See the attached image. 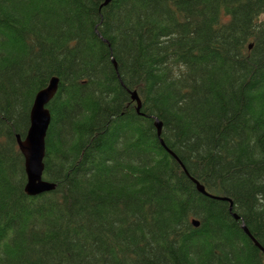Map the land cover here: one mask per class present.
Wrapping results in <instances>:
<instances>
[{
    "label": "trees",
    "instance_id": "obj_1",
    "mask_svg": "<svg viewBox=\"0 0 264 264\" xmlns=\"http://www.w3.org/2000/svg\"><path fill=\"white\" fill-rule=\"evenodd\" d=\"M256 242L264 0H0V264H264Z\"/></svg>",
    "mask_w": 264,
    "mask_h": 264
},
{
    "label": "water",
    "instance_id": "obj_2",
    "mask_svg": "<svg viewBox=\"0 0 264 264\" xmlns=\"http://www.w3.org/2000/svg\"><path fill=\"white\" fill-rule=\"evenodd\" d=\"M58 84V78H53L49 86L37 94L30 114V128L27 136L25 140H21L18 137L19 148L24 156L27 175L25 190L30 196H38L55 189L54 184L43 179V174L45 170L46 138L52 120L48 106L58 91ZM133 98L139 102L136 93L133 94ZM160 126L161 124L158 122L156 127H158L159 131L161 130ZM196 186L200 192L206 193L203 186H200V184ZM195 224L199 225L196 222ZM245 231L251 237L248 230L245 229ZM256 244V246L261 248L259 243L256 242Z\"/></svg>",
    "mask_w": 264,
    "mask_h": 264
},
{
    "label": "bare ground",
    "instance_id": "obj_3",
    "mask_svg": "<svg viewBox=\"0 0 264 264\" xmlns=\"http://www.w3.org/2000/svg\"><path fill=\"white\" fill-rule=\"evenodd\" d=\"M260 246H261V245H260ZM258 248H259V247H258ZM261 248H262V246H261ZM261 248H259V249H260L261 251H263L264 249H263V248L261 249ZM263 252H264V251H263Z\"/></svg>",
    "mask_w": 264,
    "mask_h": 264
}]
</instances>
